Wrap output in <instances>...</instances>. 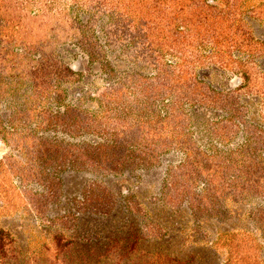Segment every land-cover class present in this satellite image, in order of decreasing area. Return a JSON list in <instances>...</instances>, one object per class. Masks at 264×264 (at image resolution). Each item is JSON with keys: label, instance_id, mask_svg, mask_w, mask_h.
<instances>
[{"label": "rangeland", "instance_id": "1", "mask_svg": "<svg viewBox=\"0 0 264 264\" xmlns=\"http://www.w3.org/2000/svg\"><path fill=\"white\" fill-rule=\"evenodd\" d=\"M205 2L160 51L89 2L0 0V58L43 38L0 59V264H264V0L224 66Z\"/></svg>", "mask_w": 264, "mask_h": 264}, {"label": "trees", "instance_id": "2", "mask_svg": "<svg viewBox=\"0 0 264 264\" xmlns=\"http://www.w3.org/2000/svg\"><path fill=\"white\" fill-rule=\"evenodd\" d=\"M39 3L50 4L55 2V0H37ZM72 4H76V8L82 7V5L87 4L88 2L91 5V8L85 10L87 13H92L93 15L97 12L104 14L108 13V16H113L119 18V22L124 23V27L127 31H132L135 33V38H143L141 45H146L150 50L159 49L160 51L168 50V38L171 36V24L173 23L170 15L177 14L176 6H179V14H181V26H178L179 32H184L188 29L189 20L186 18L189 16L187 11L189 10V4H193L194 0H70ZM198 1V0H196ZM224 1V7L209 6L206 2V6L208 8L216 9V11L212 10V13L200 12L203 23L196 24L195 28H202L205 34L207 35V41L211 39L215 46L220 45L221 48L219 50V55L216 59H219L221 66L227 65L226 60V52L230 47H236L240 43L237 40V35L241 29H243V22L241 18H236V14L238 13L240 6L242 5L243 0H222ZM264 5V2L263 4ZM193 7V6H192ZM196 9V8H195ZM79 10H77L78 12ZM216 13V14H215ZM75 19L78 17V13L75 14ZM19 16L17 14H13L10 16L8 21H10V25L7 26L6 21H4V17L0 15V35H5L3 33H12L15 29V22L18 20ZM219 23V26L218 24ZM180 27H182L180 29ZM221 27V28H219ZM7 28V30H6ZM10 29V30H9ZM6 30V31H5ZM184 30V31H183ZM5 31V32H4ZM223 31V32H222ZM45 36L48 34H44ZM9 38V42H12L10 36H6ZM8 41V40H7ZM25 39L18 40L15 44H13L8 51V56L3 55L1 60L6 62V58L9 57V54L12 53L13 58H17L18 50H26L28 52H33L38 50L40 45L43 42V38H40L38 42L35 43H26ZM35 47V48H34ZM227 48V49H226ZM34 50V51H32ZM37 52V51H36ZM39 53V52H38ZM162 53L160 55L167 54ZM40 60H36L37 63L35 66L31 67L25 79L27 81L33 82L36 84L39 81L40 76H44L46 68L52 64L51 60L42 56ZM209 56V55H208ZM228 56H230L228 54ZM23 58V57H22ZM166 63L163 59L162 65ZM164 67V66H163ZM11 70L16 71L17 68H12ZM165 72V68L162 69ZM168 74V72H165ZM244 76V86L246 85L247 75ZM14 82V81H13ZM11 82V83H13ZM10 83V84H11ZM231 98V97H228ZM222 111L230 113L232 116L234 115V109L226 110L225 108L220 107ZM4 234L0 230V240H2ZM137 239L134 240V243ZM133 245V244H132ZM175 264L174 261L180 262L182 264H191V259L189 260H178L173 259L169 262ZM170 264V263H169Z\"/></svg>", "mask_w": 264, "mask_h": 264}]
</instances>
